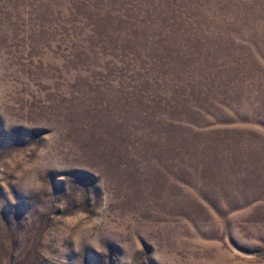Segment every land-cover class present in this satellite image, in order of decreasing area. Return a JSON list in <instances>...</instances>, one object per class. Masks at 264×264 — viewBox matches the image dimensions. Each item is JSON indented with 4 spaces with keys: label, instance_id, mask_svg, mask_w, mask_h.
Returning a JSON list of instances; mask_svg holds the SVG:
<instances>
[{
    "label": "rangeland",
    "instance_id": "obj_1",
    "mask_svg": "<svg viewBox=\"0 0 264 264\" xmlns=\"http://www.w3.org/2000/svg\"><path fill=\"white\" fill-rule=\"evenodd\" d=\"M0 264H264V0H0Z\"/></svg>",
    "mask_w": 264,
    "mask_h": 264
}]
</instances>
